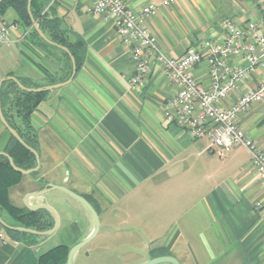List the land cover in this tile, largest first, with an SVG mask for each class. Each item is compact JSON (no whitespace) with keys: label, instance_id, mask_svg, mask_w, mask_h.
Segmentation results:
<instances>
[{"label":"crops","instance_id":"obj_1","mask_svg":"<svg viewBox=\"0 0 264 264\" xmlns=\"http://www.w3.org/2000/svg\"><path fill=\"white\" fill-rule=\"evenodd\" d=\"M123 1L134 12L150 4L158 7L142 25L169 56L189 49L205 54L206 41L223 42L225 18L237 25L256 22L264 34V0ZM93 2L48 0L45 11L58 17L64 38L81 44V64L69 84L48 91L32 112L39 168L8 188V202L25 209L26 194L47 183L65 186L89 199L99 215L102 237L120 240L121 246L123 240H147L136 252L139 260L129 264L161 255L173 256L179 264H264V179L251 165L249 152L236 146L219 154L207 137L193 140L165 120L164 105L175 87L155 60L142 84L130 86V46L110 19L90 12ZM16 19L13 8H0V24H17L11 42L0 44V80L14 76L40 86L51 84L50 79L66 80L70 59L31 39L29 29ZM240 57L228 59L241 66L245 63ZM207 71L202 61L191 73L206 86ZM263 81L264 60L221 106L230 107ZM237 122L264 152V99L240 113ZM8 141L0 122V152ZM75 201L59 190L28 198L30 205L53 207L58 228L46 236L6 233L0 264H39V257L55 246L71 247L87 237L94 224L88 210ZM138 222L146 223L140 233L123 227ZM126 255L110 254L118 264Z\"/></svg>","mask_w":264,"mask_h":264},{"label":"built area","instance_id":"obj_2","mask_svg":"<svg viewBox=\"0 0 264 264\" xmlns=\"http://www.w3.org/2000/svg\"><path fill=\"white\" fill-rule=\"evenodd\" d=\"M167 5L168 1H164ZM157 6L150 4L140 12L131 10L123 0H94L89 10L92 14L110 19L116 34L130 46L133 71L129 77L131 87L141 85L147 76L150 63L155 60L166 79L176 91L164 105L165 120L183 128L195 140L207 137L211 147L222 154L236 146L244 147L250 154V163L264 179V152L239 126L237 117L249 106L264 99V81L255 89L249 88L230 107L221 102L234 90L237 83L264 60V34L258 31V23L247 21L237 25L230 18L222 21L225 39L221 43L206 41L207 52L189 49L174 57L161 51L156 36L142 22L155 13ZM15 22L0 24V44H9L10 35L16 29ZM229 56H241L244 65L229 62ZM205 61L208 66L204 86L191 71ZM259 208L260 203L256 204ZM6 231L0 226V247L7 243Z\"/></svg>","mask_w":264,"mask_h":264},{"label":"trees","instance_id":"obj_3","mask_svg":"<svg viewBox=\"0 0 264 264\" xmlns=\"http://www.w3.org/2000/svg\"><path fill=\"white\" fill-rule=\"evenodd\" d=\"M47 3L48 0H31L30 10L33 18L38 23L39 28L51 41L66 46L70 50L75 59L76 68L78 69L81 64V44L79 42L76 44L68 43L64 38V31L60 28L58 17H50L46 13L45 9ZM9 7L13 8L17 14V19L15 21L29 29L31 39L38 40V42L46 48L57 49L44 42L33 30L27 12V0L0 1V8L2 10ZM59 51L68 59L65 52ZM20 82L26 87L40 86L26 79H22ZM49 82L53 84L55 79H50ZM47 93L48 91H22L14 82L9 80L4 81L0 87V102L6 121L19 134L22 140L35 150L37 149V136L35 129L30 123V116ZM5 152L19 168L27 170L36 165L34 155L10 134ZM21 176L22 174L11 168L6 157L0 156V216H6L14 224H20L24 227L40 231L51 228L53 219L45 210L29 211L26 208L15 207L8 202L7 190L11 185L16 183ZM86 199L89 201L88 198ZM5 231L10 236L21 233L8 230ZM69 248V246H55L39 257V264H65Z\"/></svg>","mask_w":264,"mask_h":264},{"label":"water","instance_id":"obj_4","mask_svg":"<svg viewBox=\"0 0 264 264\" xmlns=\"http://www.w3.org/2000/svg\"><path fill=\"white\" fill-rule=\"evenodd\" d=\"M30 2H31V0H27V12H28L29 18L31 20V26H32L33 30L37 33V35L44 42H46L47 44H49L53 47H56L57 49L65 52L67 54V56L71 62L70 75L66 80H64L62 82L48 84V85L39 86V87H26L16 77L7 76V77L2 78L0 80V87L4 81L9 80V81L14 82L16 84V86L22 91H27V92L50 91V90L65 86L73 80V78L76 74V71H77L76 62H75V59H74L73 55L71 54L70 50L66 46H63V45H60V44H57V43L51 41L44 34V32L39 28L38 23L33 18V15L31 13ZM0 122L12 137H14L23 147H25L27 150H29L34 155L36 165L33 168L25 170V169L17 167L14 164L12 158L5 151H1L0 156L6 157L11 168L13 170L19 172L22 175H28V174H31V173L35 172L36 170H38V168H39L38 152L34 148L27 145L22 140V138L19 136V134L8 124V122L6 121V119L3 115V112H2L1 102H0ZM53 190H59L65 194H67L71 198L77 200L79 203H81L88 210V212L90 213V215L93 219L94 227H93L92 232L87 237H85L82 240L73 244L68 250L65 264H73V257L75 255V253L77 251H79L82 247H84L86 244H88L98 233L99 227H100V220H99V215H98L96 209L91 205V203L85 197H83V196L77 194L76 192L66 188L65 186L47 183L40 190L28 193L23 198V205L27 210H29V211L45 210L46 212H48L50 214V216L53 219V224H52L51 228H49L47 230L40 231V230H36L33 228L24 227V226H14V225L8 224L1 216H0V226L3 229L8 230V231L27 233V234H32V235H36V236H46V235H49V234L53 233L54 231H56V229L58 228V223H59L57 212L48 204L41 203V204L30 205L27 202V199L30 197H38V196H41V195L46 194V193L53 191ZM162 263L179 264L178 260L176 258H174L173 256H170V255H161V256L151 257V258H149V259H147L141 263H138V264H162Z\"/></svg>","mask_w":264,"mask_h":264},{"label":"rangeland","instance_id":"obj_5","mask_svg":"<svg viewBox=\"0 0 264 264\" xmlns=\"http://www.w3.org/2000/svg\"><path fill=\"white\" fill-rule=\"evenodd\" d=\"M78 204L79 206H81L79 202ZM81 210H83L84 212L85 209L81 208ZM75 216L80 218L79 213L78 214L76 213ZM89 216H90L89 220L93 221L91 215ZM145 225L146 223L138 222V223H129L128 225L123 224V227L129 226L131 229H136V231L140 233L144 230L143 228ZM119 226H121V224H119ZM102 233H103V227L102 228L100 227L99 233L96 234V237H94L93 240H91L88 244L82 247V249H80L77 253H75L76 255H74L73 258V264H118V262L114 261L110 256L111 252L120 253V254L121 253L125 254V252H127L126 255L127 260L123 259V261H119V263L129 264L139 260L138 259L139 256H137L139 254H136V252L139 253V250L141 249L143 243H147V240H141V239L129 240L127 242L126 240H123L124 246L123 245L121 246L119 242L120 240H110L108 238H104L102 237ZM93 248L96 250H92Z\"/></svg>","mask_w":264,"mask_h":264}]
</instances>
